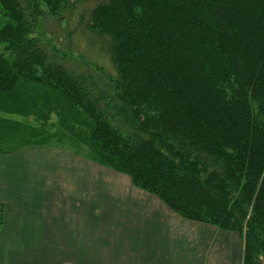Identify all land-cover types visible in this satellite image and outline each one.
<instances>
[{
	"label": "trees",
	"instance_id": "obj_1",
	"mask_svg": "<svg viewBox=\"0 0 264 264\" xmlns=\"http://www.w3.org/2000/svg\"><path fill=\"white\" fill-rule=\"evenodd\" d=\"M55 138L264 264V0H0V156Z\"/></svg>",
	"mask_w": 264,
	"mask_h": 264
},
{
	"label": "crops",
	"instance_id": "obj_2",
	"mask_svg": "<svg viewBox=\"0 0 264 264\" xmlns=\"http://www.w3.org/2000/svg\"><path fill=\"white\" fill-rule=\"evenodd\" d=\"M0 203V264H242L239 234L185 220L67 150L0 156Z\"/></svg>",
	"mask_w": 264,
	"mask_h": 264
},
{
	"label": "rangeland",
	"instance_id": "obj_3",
	"mask_svg": "<svg viewBox=\"0 0 264 264\" xmlns=\"http://www.w3.org/2000/svg\"><path fill=\"white\" fill-rule=\"evenodd\" d=\"M66 16V15H64ZM65 17H63L64 19ZM84 22H80L79 25H76V18L74 21H68L66 22V20L64 19L60 24L57 23H52L51 25L47 26V34H46V38L49 39L51 42V45H54L60 50V52L62 53H66L65 48H66V42L68 39L65 40V36L67 35L66 32H70V39L72 42L71 45V50L68 52L67 51V55L69 57L74 58L75 60H80L81 58L84 56L85 58H89L88 54L86 53V51L88 50V52L93 51L92 48V44H94L95 42L91 40V38H89L86 34L87 33L86 29H84ZM58 30V31H57ZM56 31V33H55ZM51 33H54L56 35H52ZM83 36V38L85 37V45L87 50H81L79 48V46L77 45V42H82L80 36ZM57 36H61V41L57 43ZM46 42V39L44 40ZM17 121H20L22 123H26V124H32V119H22V118H17V117H12ZM57 117L54 115H52L50 122L48 123V125H46V129L51 131V132H55L56 131V127L55 125L57 124ZM69 137V135H67ZM71 138V137H70ZM58 138H55L52 141V147L56 148V149H62V150H67L69 152H72L84 159H86L87 162H94L91 161V159H88L87 156V149L86 147H84L82 145V143H80L79 139H71V140H64L61 143H58ZM12 154V153H11ZM97 165H100L97 163ZM101 166V165H100ZM136 187V186H135ZM139 189V188H138ZM141 190V189H140ZM144 191V190H143ZM146 192V191H145ZM148 193V192H147ZM240 236V235H239ZM241 238V237H240ZM241 241V240H240ZM6 260L8 261L9 257L7 256H1L0 255V263L2 260Z\"/></svg>",
	"mask_w": 264,
	"mask_h": 264
}]
</instances>
